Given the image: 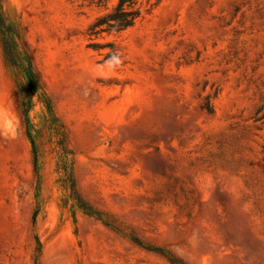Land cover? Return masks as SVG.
I'll list each match as a JSON object with an SVG mask.
<instances>
[{
	"label": "rangeland",
	"instance_id": "rangeland-1",
	"mask_svg": "<svg viewBox=\"0 0 264 264\" xmlns=\"http://www.w3.org/2000/svg\"><path fill=\"white\" fill-rule=\"evenodd\" d=\"M137 1L0 0V264H264V0Z\"/></svg>",
	"mask_w": 264,
	"mask_h": 264
},
{
	"label": "trees",
	"instance_id": "trees-1",
	"mask_svg": "<svg viewBox=\"0 0 264 264\" xmlns=\"http://www.w3.org/2000/svg\"><path fill=\"white\" fill-rule=\"evenodd\" d=\"M103 2L106 0H97ZM116 6L109 13L99 16L88 28V35L90 37H98L102 34H119L131 28L134 23L141 17V7L137 0H116ZM0 38L3 45V51L6 61L16 66L21 61V55L15 47V33L13 29L6 23V20L2 14L0 3ZM112 60V57H106ZM28 73L30 72V65H27ZM29 86L32 88L27 91V101L23 106V117L25 123L28 125L27 114L30 109V98L36 93L32 80L29 81ZM33 153L34 171L37 172V158L35 151Z\"/></svg>",
	"mask_w": 264,
	"mask_h": 264
}]
</instances>
